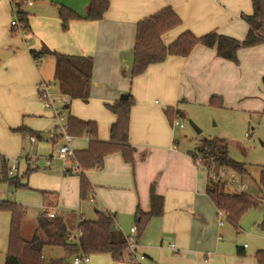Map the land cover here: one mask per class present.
<instances>
[{"label":"crops","instance_id":"0c3cea01","mask_svg":"<svg viewBox=\"0 0 264 264\" xmlns=\"http://www.w3.org/2000/svg\"><path fill=\"white\" fill-rule=\"evenodd\" d=\"M13 1L20 4L18 11L30 15V30H21L24 28L18 17L19 24L12 25L13 17L17 16L12 0H0V162L2 158L7 159V170L0 172L2 177L12 175L10 167L19 165V159L26 154L29 136H34L20 129L41 135L33 128L42 102L38 91L40 81L60 93L58 85L48 80L54 79L55 58L46 55L41 62L34 59L32 51L48 48L63 54L92 57L89 98L70 100L68 114L82 121L96 122L100 141L110 139L111 127L117 120L107 105L120 100L122 94H131L135 101L129 134V142L135 148L134 161L126 162L120 152H114L105 157L101 169L86 170L84 175L92 191L87 199H82L81 176L73 171L72 164H64L58 152L46 156L52 161L51 165L46 164L47 168L53 167L56 158L61 164L47 173L53 184L43 191L46 202L27 236L24 230L28 210L24 206L22 236L26 240L35 235L42 238L43 231L37 230L39 217L49 218L48 210L56 208L69 234L75 233L83 220H95L96 213L101 211L114 218L116 228L126 237L136 225L138 209L150 211L154 189L163 198V213L149 220L141 237L137 234L136 258L116 262L110 254H96V264H258L256 256L246 252L247 246L234 252L222 242L220 230L224 224L220 225L219 221L216 225L219 209L207 193L208 173L202 175V169L190 155L197 154V148L180 150L166 110L172 109L178 118L183 111L186 116L194 117L193 110L212 106L213 97L223 100L222 109L243 108L246 96L241 92L242 61L249 56L261 57V69L255 79L259 85L264 79V43L241 48L237 62L219 56L215 48L199 44L187 57L169 56L164 62L150 65L143 74L130 77L140 21L170 7L182 24L162 36L167 46L186 31L197 37L217 31L241 41L249 31L243 15L253 13L252 0H109L108 11L103 19L96 21L85 19L90 0ZM23 4L32 8L25 10ZM60 5L83 19L71 20L64 29ZM29 11H33L32 16ZM37 18L39 23H35ZM47 60L45 73L43 62ZM90 142L87 136L74 137L71 147L76 153L87 150ZM54 143L57 145L60 141ZM37 168L29 163L26 171ZM89 212L91 217L87 218ZM10 223L11 213L0 212V251H5L7 239L9 245ZM7 250L8 247L5 259ZM84 264H94V261Z\"/></svg>","mask_w":264,"mask_h":264},{"label":"trees","instance_id":"16d2710c","mask_svg":"<svg viewBox=\"0 0 264 264\" xmlns=\"http://www.w3.org/2000/svg\"><path fill=\"white\" fill-rule=\"evenodd\" d=\"M252 5L253 13L243 15L249 25V31L245 39L241 41L222 35L217 31L201 37L186 31L167 46L164 44L162 36L182 24L181 18L170 7L140 21L137 25L134 60L130 77L134 78L143 74L150 65L164 62L169 56L187 57L199 44L215 48L219 56L237 62L238 51L241 48L264 43V0H252ZM17 6L19 7L20 4ZM109 7V0H90L85 19L90 21L101 20ZM16 15L24 30L29 31L28 15L20 10ZM59 16L63 21L64 29L68 27L71 20L83 19L64 5L59 6ZM32 55L35 60H40L46 55L53 56L55 58L54 79L60 93L67 95L71 100L76 98L83 101L88 100L92 83V57L63 54L48 48H44L40 52L32 51ZM128 97V100H118L107 105V108L117 117L116 122L111 127L108 141L98 140L96 122L82 121L70 116L68 118L70 134L74 137L87 136L91 139L87 150L75 153L83 169L80 172V196L82 199H87L92 191V186L84 175L86 170L101 169L104 166L105 157L114 152H120L126 162L134 161L135 148L129 142V134L131 111L135 101L131 94H128ZM211 105L221 107L223 100L213 97ZM65 108L69 109L70 104ZM166 115L173 125V110L167 109ZM20 131L34 134L38 139H42L40 134L32 130L22 128ZM196 148L197 154L190 153V155L193 159L201 155L204 160L208 173V195L216 207L226 213L227 220L237 227L244 213L250 208L257 207L259 201H256L246 192L231 193L226 191V185L220 182L219 175L227 169L242 174L247 172L245 165L229 157V143L224 138L204 139ZM2 162L5 172L7 159L2 158ZM214 168L216 169L213 172L214 175H209ZM33 171L35 169H28L26 174L29 175ZM13 182L16 187L22 186L18 179H14ZM261 182L264 183L263 178ZM150 201V211L144 212L138 209L136 212L138 237L142 236L152 217L161 216L163 213V198L158 196L154 189L151 191ZM0 210L11 213L9 245L5 264H66L63 259L44 261L43 249L45 246L62 247L68 253L80 250L86 255L110 254L116 262L134 260L125 236L115 226L114 218L104 212L98 211L95 220H83L79 223L78 227L81 229L82 235L80 245H78L76 242L68 241L67 226L61 217L46 218L43 215L40 216L37 230L43 231L46 239L42 240L38 235H35L31 240H26L21 233L22 222L26 217L24 206L16 202L0 200ZM262 225L264 227V222ZM256 259L258 264H264V251H258Z\"/></svg>","mask_w":264,"mask_h":264},{"label":"rangeland","instance_id":"374dc122","mask_svg":"<svg viewBox=\"0 0 264 264\" xmlns=\"http://www.w3.org/2000/svg\"><path fill=\"white\" fill-rule=\"evenodd\" d=\"M22 8L28 9L32 7L23 4ZM29 12H31L32 16L33 11ZM28 17L30 19V15ZM15 18L17 17L14 16L13 19ZM36 22L39 23L40 18L35 19ZM44 58L40 59L41 62ZM261 60L259 55H254L245 57L242 61L244 76L240 81V83H243L241 92L245 93L246 96V99L243 101L246 105L243 108L226 110L213 106L208 108L197 107L193 110L194 117L186 116L183 113L185 111L182 113L179 111L180 118L174 116L173 113L174 123L179 120L184 125L183 128L174 126L181 151H194L196 146L204 139L224 138L229 141V157L245 165L247 172L239 174L234 170L227 169L225 173L222 172L219 175V180L221 183H225L226 191H230L231 193H241V191L231 187L229 185L230 180L235 179L244 183L246 187L243 192L259 201V205L248 209L237 227L229 222V220L223 218L224 225L221 227L220 232L223 235L222 242L226 247L236 252L237 248L243 247L246 244V252L254 258L258 251H264V227L262 225L264 222V183L261 182V179H264V82H260L259 85L255 83V79L258 77V72L261 69ZM48 61L43 62L45 73L48 71ZM48 80H50L51 84L56 85L55 79H52V77ZM57 107L65 115L63 124H66L69 118V109H66L60 102L57 103ZM38 110L39 115L33 121V128L41 133L42 139H38L36 143H31L28 139L25 149L26 154L27 152L30 153V159H27L26 154L23 153V157L19 159V165L17 164L16 166L17 170H14L13 174L9 177L3 175L0 180V200L16 202L27 207L28 214L26 219L28 220V224L25 226V236L30 231V226L35 225L38 214L42 212L43 204L46 202L43 191L49 190L48 186L53 184L50 182L52 177L47 176V173L58 169L61 164L56 158L53 161V167H46V156L51 154L56 155L59 149L60 143L56 145L48 138L50 132L58 133L56 130L60 124L59 118L54 110L47 109L43 106L42 102H40ZM190 120L201 129V133H198L192 127ZM197 158H202V156L198 155ZM29 163L30 166L38 168L27 175L26 169ZM202 163L204 164V160ZM214 169H212L209 175H214L213 172L216 171ZM4 170V165L0 162V172L4 173ZM201 172L202 175H205L207 173L206 168H203ZM18 178L22 184L21 187H16L13 182L14 179ZM0 212L8 214L7 211L0 210ZM90 213L87 218L91 217ZM215 217L217 225L220 217L218 215ZM32 230L34 232V227ZM40 234L42 238L45 237L43 232H40ZM7 247L8 239L6 241V249ZM6 249L5 251H0V264H4ZM43 250L44 261L46 262L53 259H63L66 264H74V259L78 256L76 253H68L62 247L46 246ZM91 259L94 261V264L97 263L96 254L90 256Z\"/></svg>","mask_w":264,"mask_h":264},{"label":"built area","instance_id":"2783aa9c","mask_svg":"<svg viewBox=\"0 0 264 264\" xmlns=\"http://www.w3.org/2000/svg\"><path fill=\"white\" fill-rule=\"evenodd\" d=\"M12 7L15 13L18 11V6L15 3V1L12 0ZM17 17V16H16ZM18 20L17 18L12 21V25H18ZM38 91H39V97L42 100L44 106L47 109H52L55 111L56 115L59 118L60 124L57 127V132H50L48 135V138L53 141L57 142L60 141V147L58 149V158L63 161L64 164H72V169L74 172L80 173L83 169L82 166L80 165L79 161L76 158L75 152L71 147V143L74 139V136L69 133V125L68 122L66 124H63L65 121V115L58 109L57 103L60 102L62 105L67 106L70 104V98L67 95H64L62 93H55L52 91L51 86L46 83L45 81H40L38 84ZM175 127H180L183 128L184 125L179 122L178 120L174 123ZM29 140L31 143H36L38 138L36 136L30 135ZM196 165L200 168H206L205 164H203V158H196L194 159ZM52 161L50 158L46 159V164L51 165ZM16 170V167L13 165L9 169V173L13 174V171ZM67 170V168H66ZM224 173L226 172L225 170L223 171ZM1 173H0V178H1ZM229 185L238 191L243 192L246 185L240 181H237L235 179H232L229 181ZM230 192V191H228ZM218 216L220 217V225H223V218L227 219V215L224 211L219 210ZM48 217L49 218H56L58 217L57 209L56 208H51L48 210ZM137 226L133 225L131 227V234L126 236V241L129 250L132 253V258L135 259V254H136V247H137ZM82 235L81 229L79 227L77 228L76 232L73 234H69L68 236V241L72 243H78L80 245V237ZM247 245L245 244V247ZM171 247L173 248L174 245L171 244ZM90 261V255H86L82 252L74 259V264H81V263H88Z\"/></svg>","mask_w":264,"mask_h":264},{"label":"water","instance_id":"95a60500","mask_svg":"<svg viewBox=\"0 0 264 264\" xmlns=\"http://www.w3.org/2000/svg\"><path fill=\"white\" fill-rule=\"evenodd\" d=\"M128 95L127 94H122L120 96V100H128ZM190 123L192 125V127L198 132V133H201V129L198 128V126L192 121L190 120Z\"/></svg>","mask_w":264,"mask_h":264}]
</instances>
